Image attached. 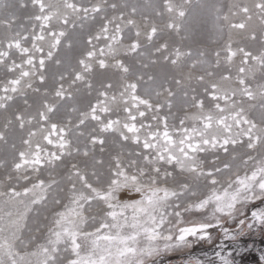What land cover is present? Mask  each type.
<instances>
[{"label":"snow or ice","instance_id":"1","mask_svg":"<svg viewBox=\"0 0 264 264\" xmlns=\"http://www.w3.org/2000/svg\"><path fill=\"white\" fill-rule=\"evenodd\" d=\"M126 7L107 0H0V8L14 9L0 16L6 72L0 145L9 157L0 160V264H164L213 244L217 232L236 242L264 227V0L209 6L220 45L211 55L163 39L189 40L201 22L196 9L204 6L158 0L148 5L150 15ZM21 12L25 23H18ZM97 19L78 66L42 91L49 62L62 65L57 53L69 30ZM127 57L139 58L138 70ZM157 64L187 67L188 75L158 81L143 71ZM97 70L111 72L116 82L96 88ZM78 84L89 96L96 93L87 110L69 104ZM178 92L182 117L173 111ZM29 93L39 96L38 106ZM18 97L22 108L13 107ZM65 105L67 118L56 119ZM257 109L259 119L252 115ZM67 158L76 162L64 202L53 172ZM50 196L60 210L41 217ZM30 217L37 218L31 227ZM216 247V259L187 264H236L232 253Z\"/></svg>","mask_w":264,"mask_h":264},{"label":"rangeland","instance_id":"2","mask_svg":"<svg viewBox=\"0 0 264 264\" xmlns=\"http://www.w3.org/2000/svg\"><path fill=\"white\" fill-rule=\"evenodd\" d=\"M3 3L8 4H14L15 0H2ZM80 2L84 4H91V3H97L99 0H80ZM158 0H107V4L116 3L118 6H125L128 7L123 8L125 12L130 11V6L136 5L144 14H151V9L148 7L150 3H156ZM229 2V0H193V4H200L204 6L203 8L196 9L197 12L200 13V24L197 26L195 33L190 37L187 41H181L180 37L172 36L169 37L167 34L164 35L163 39H169L171 41H174L178 46H182L187 50L188 47H191L193 52H196L198 50L205 51L206 53L214 52L216 48H218L220 45L218 43V37L215 32L214 27V16L212 14V9L209 7L213 4H224L226 5ZM14 9H3L0 8V16L4 15L7 11H13ZM119 11V10H118ZM118 11L116 14H118ZM107 14L109 16L113 15V10L111 8H108ZM18 15L21 16L20 21L18 23H25L26 17H24L23 13H18ZM135 19L138 23L143 24L142 16L138 13L135 16ZM100 21L97 19V21L88 20L84 22V27L77 28L74 31L69 30V36L64 41L60 51L57 53L58 58L62 60L61 66H56L54 62H49L48 69H47V75H48V81L45 86L42 87V91L44 87H48L50 90L55 86V79L58 78V74L60 72H71L73 68H76L77 61L81 57L83 51L86 49V40L87 35L89 32H94L98 30ZM3 34V28H0V35ZM71 41L72 48H67V43ZM254 48H259V45H253ZM139 58H133V57H127L125 58L126 63L130 64L133 67V70H138L139 66L137 64V60ZM149 74L155 75L158 79V81H162L164 77H168L169 80L172 76H177L179 78L180 75H184L185 77L188 75V68L183 67L181 69H174L170 65L165 64H157L154 66H151L149 69L143 70ZM200 73V70L197 69L192 72L193 77L198 75ZM10 78L11 74H7ZM6 78V72L5 70L0 67V81H3ZM94 86L96 88L100 87V84L102 82H107V80L111 79L113 83L116 82L117 77L114 76L111 72H101L97 70L94 75L91 77ZM69 81H65V86H68ZM193 85L195 86V80L192 81ZM76 87L80 88L79 92H76L75 89H73L75 99L69 104L76 106L80 110H87L89 103L95 102V95L96 93L93 92L91 96L88 95V90L83 87V85H77ZM175 88V86H173ZM200 89H198L199 91ZM163 97H161V100ZM29 102L34 103L38 106L39 102V96L36 94L29 93ZM176 107L173 109V111L177 114V117H182L184 115V111L181 108V99L180 94L178 92L177 98H176ZM207 103V101H206ZM14 108H22L23 107V101L21 98H17L16 101L13 104ZM68 105H65L64 108L61 109V112L58 114L56 119L60 118H67V109ZM189 111H194V109H189ZM252 115L259 119V110H255ZM72 118L75 120V114H72ZM175 122L178 124V119L175 121H170V123ZM3 123V117L0 115V124ZM14 139L10 137L11 140ZM17 144H19L18 139H16ZM109 151H115L112 144L109 143L108 145ZM239 152H243V149H238ZM107 157V153L105 154ZM8 157V153L3 145H0V160H4ZM208 159H212L211 156L208 157ZM76 162L72 158L65 159L64 163L58 167L54 172L53 175L55 178L59 181V187L64 189V192L59 193L61 197H63L64 202H67V189L70 186L69 181L67 180V173L68 169L70 168L71 163ZM239 162V161H237ZM4 175V169L0 168V180H3ZM43 178L48 179L47 171L43 173ZM52 195H56L54 192ZM138 198V197H133ZM60 210V206H57L52 203V196L49 197V202L46 208H41V217L44 215H47L49 218H51L52 214L55 211ZM254 210V208L252 209ZM250 215V211L248 213ZM37 219L36 217H30L29 226H32V220ZM46 223V222H45ZM235 231L236 225L235 224H229L227 225ZM262 229L257 228L253 229L248 234L242 236L239 238L238 241L233 242L231 240H222V236H220L217 232L216 239L213 242V244L209 245L207 243H202L199 246L195 247L194 249L188 250L183 254H175L170 257H168L164 264H187V259L189 258H198L202 260H207L208 258L216 259L215 252L220 251V248L216 247V245H220L223 248V254L227 255V253H232L233 258L235 259L236 264H258L257 263V251H259V244L258 240L260 239L258 237L259 231ZM216 232L217 230H213ZM28 233H25V236H27ZM239 253V254H238ZM217 264H219L217 260Z\"/></svg>","mask_w":264,"mask_h":264},{"label":"crops","instance_id":"3","mask_svg":"<svg viewBox=\"0 0 264 264\" xmlns=\"http://www.w3.org/2000/svg\"><path fill=\"white\" fill-rule=\"evenodd\" d=\"M258 237L260 238L258 240L259 244V251H257V263L260 264V257L264 255V227L259 231Z\"/></svg>","mask_w":264,"mask_h":264}]
</instances>
